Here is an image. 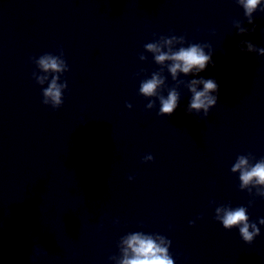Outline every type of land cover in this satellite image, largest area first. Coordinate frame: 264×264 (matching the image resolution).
I'll return each instance as SVG.
<instances>
[{"label":"water","instance_id":"1","mask_svg":"<svg viewBox=\"0 0 264 264\" xmlns=\"http://www.w3.org/2000/svg\"><path fill=\"white\" fill-rule=\"evenodd\" d=\"M233 19L252 28L235 0H0V264H116L132 231L165 235L174 264H264V226L245 243L209 203L247 207L230 167L239 154L264 156V56L237 47L264 46V12L249 33ZM170 30L212 46L198 74L219 85L207 117L184 111L183 85L171 115L138 94L153 71L174 83L143 49ZM57 47L69 71L53 110L29 57ZM248 216L264 217V199Z\"/></svg>","mask_w":264,"mask_h":264},{"label":"clouds","instance_id":"2","mask_svg":"<svg viewBox=\"0 0 264 264\" xmlns=\"http://www.w3.org/2000/svg\"><path fill=\"white\" fill-rule=\"evenodd\" d=\"M235 3L242 8L247 23L252 25V28H248L240 20L233 19L232 24L236 33L239 35L253 31L255 29L253 14L257 11L264 12V0H235ZM211 31L215 33V29ZM153 37L155 39L143 44V49L152 54L156 64L167 69L174 83L169 86L166 77L159 70L140 79L138 94L147 99L145 108L153 109L158 101L157 115H171L179 106L181 93L178 88L183 85L190 94L184 105V111L200 118L207 117L210 109L217 104L219 85L215 78L198 74L212 63V46L208 42L186 40L185 34L177 35L172 30L166 35L153 33ZM237 47L241 51L255 52L264 56V46L256 45L249 40H241ZM139 59L141 61L146 59L143 52L139 53ZM29 61L35 65L31 75L35 83L41 86V102L53 110L60 108L67 89V81L63 79V74L69 71L63 48L57 47L55 54L44 52L39 56H30ZM144 71L141 68L134 75L139 76ZM180 74L191 78L178 79ZM45 82H47L46 87ZM125 106L129 109L132 107L128 102H125ZM152 160L151 153L141 157L142 163ZM230 171L238 174V188L247 191L252 199L248 201L247 207L232 206L230 202L210 201V205H215L213 219L225 230L237 229L240 239L251 244L254 238L260 235V226H264V217L250 220L248 216V207L253 204L256 196L264 199V156L256 158L252 153L239 154L231 164ZM128 179L132 180L133 176H128ZM112 222L115 223L116 219ZM194 223V220L189 221V224ZM102 226L101 223L99 227ZM170 244V239L160 233L129 232L120 239V256L116 258V264H174V258L169 251ZM34 252L35 260L41 252L38 248H34Z\"/></svg>","mask_w":264,"mask_h":264}]
</instances>
